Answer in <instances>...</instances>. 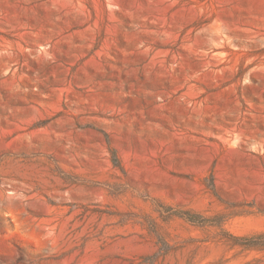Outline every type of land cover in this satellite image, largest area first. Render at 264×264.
<instances>
[{
	"label": "rangeland",
	"instance_id": "374dc122",
	"mask_svg": "<svg viewBox=\"0 0 264 264\" xmlns=\"http://www.w3.org/2000/svg\"><path fill=\"white\" fill-rule=\"evenodd\" d=\"M261 233L264 0H0V264H264Z\"/></svg>",
	"mask_w": 264,
	"mask_h": 264
},
{
	"label": "trees",
	"instance_id": "16d2710c",
	"mask_svg": "<svg viewBox=\"0 0 264 264\" xmlns=\"http://www.w3.org/2000/svg\"><path fill=\"white\" fill-rule=\"evenodd\" d=\"M179 217H182L189 221L192 224H196L199 226H206L209 220L202 218L199 215L192 214L190 212H184L178 214ZM241 241L240 245L247 250H257V251H264V233L256 234L251 237H244V238H237Z\"/></svg>",
	"mask_w": 264,
	"mask_h": 264
}]
</instances>
